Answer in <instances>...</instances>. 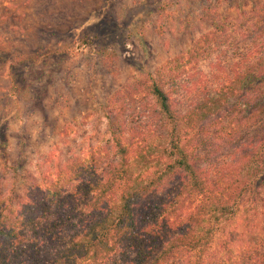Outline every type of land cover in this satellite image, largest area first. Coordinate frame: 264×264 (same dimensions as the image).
I'll return each mask as SVG.
<instances>
[{
    "label": "trees",
    "instance_id": "obj_1",
    "mask_svg": "<svg viewBox=\"0 0 264 264\" xmlns=\"http://www.w3.org/2000/svg\"><path fill=\"white\" fill-rule=\"evenodd\" d=\"M238 11L210 19L185 53L120 88L102 145L41 173L23 197L0 193V264H264V197L254 193L264 132L237 144L264 117V2ZM240 31L246 42L221 59ZM218 50L193 96L171 97L167 85Z\"/></svg>",
    "mask_w": 264,
    "mask_h": 264
},
{
    "label": "rangeland",
    "instance_id": "obj_2",
    "mask_svg": "<svg viewBox=\"0 0 264 264\" xmlns=\"http://www.w3.org/2000/svg\"><path fill=\"white\" fill-rule=\"evenodd\" d=\"M263 2H0V193L11 187L23 197L39 184L41 173L66 160L82 158L102 145L107 138L105 117L112 110L108 101L120 88L132 87L185 53L210 30V19L234 20L238 6L250 12ZM240 29L243 34H252V28ZM234 37L236 48H222L221 59L225 61L234 59L233 53L241 49V31ZM219 52L212 53L197 71H190L185 81L169 83L166 89L171 97L180 102L190 99L213 72ZM146 101L150 103V98H143L139 106ZM262 132L264 117L237 144L254 141ZM230 153L226 150L222 154ZM208 160L213 162L215 157ZM174 185L152 194L143 205L156 203ZM254 193L264 197V177Z\"/></svg>",
    "mask_w": 264,
    "mask_h": 264
}]
</instances>
